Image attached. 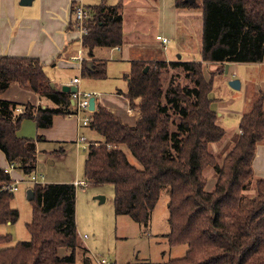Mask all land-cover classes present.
Listing matches in <instances>:
<instances>
[{
    "label": "trees",
    "instance_id": "trees-1",
    "mask_svg": "<svg viewBox=\"0 0 264 264\" xmlns=\"http://www.w3.org/2000/svg\"><path fill=\"white\" fill-rule=\"evenodd\" d=\"M175 5L203 12L202 61L131 64L123 94L141 119L124 123L103 106L90 113L88 125L102 140L86 148L85 180L114 186L116 215L129 216L144 228L162 189L169 187L170 230L163 237L171 248L187 245V250L166 264H264V179L256 180L254 195L244 194L255 177L253 161L264 139V94L241 117L235 143L217 153L210 146L220 145L227 133L217 124L210 98L213 80H206L202 65L263 61L264 0H175ZM87 10L83 52L93 58L96 48L122 46V3L102 0ZM107 68L106 60L84 61L82 76L105 79ZM13 83L51 106L2 99ZM76 112L72 94L51 81L39 58L0 56V152L7 164L18 162L17 170L26 177L37 169L42 136H20L24 120L50 128L54 116ZM125 148L141 167L129 161ZM12 181L0 167V225L19 219L11 207L14 193L3 190ZM77 188L74 183L33 185V219L27 225L31 239L10 245L12 235H1L0 264H77ZM84 258L83 264H93L87 249Z\"/></svg>",
    "mask_w": 264,
    "mask_h": 264
},
{
    "label": "crops",
    "instance_id": "crops-1",
    "mask_svg": "<svg viewBox=\"0 0 264 264\" xmlns=\"http://www.w3.org/2000/svg\"><path fill=\"white\" fill-rule=\"evenodd\" d=\"M106 1L112 6L122 3L124 43L122 46L114 48H96L93 58H89L83 52L82 41L85 34L78 31L77 25L70 26L75 21V11L78 6H83L87 10L89 6L99 4L102 0H31L28 5H22L21 0H0V56L39 58L44 63L51 81L58 87H62L65 84L68 85L75 78L80 80L79 77H74L69 81L63 80L59 76L58 68H73L75 64L72 62L76 61L82 74L85 60H106L109 62L108 59H105L106 55L115 54L116 51H120L121 60L124 59V61L129 62L130 69L131 64L135 61L146 63L158 61L191 62L195 57L201 59L197 62L202 61V10L177 9L175 0ZM124 8H129L130 11L132 10L138 15L135 24L130 29L125 28ZM180 19H185L187 24L194 19L201 21V39L198 50H190L188 46L190 44L189 39H186L185 46L180 45V27L178 24ZM159 35L167 37L169 42L164 43L162 40L157 39ZM83 55L85 58H83ZM202 65L206 80L209 81L212 78L213 86L216 79H219L220 82L222 81L220 91L214 94L215 87H213V91L210 94V98L213 100L212 106L218 112L217 121L233 118L234 128L239 134L241 117L249 112L252 104L261 94H264V58L259 63L233 62L221 64L203 62ZM224 66L225 69L220 73V68H224ZM129 73L124 75L126 85L125 76ZM233 79H238L241 82L239 90H235L229 85V81ZM80 82L77 85L78 89ZM125 91L117 89L114 93L97 94L95 97V110L99 106H103L121 118L124 123L134 124L140 121L141 112L130 107L128 98L123 94ZM1 98L21 104L31 103L35 106H51L49 100L40 98L30 89L24 88L18 83L11 84L1 94ZM89 115L90 113H85L84 118ZM84 118H81V114L56 115L50 128H37L34 120H26H30L35 124L34 137L42 136V141L37 143L38 150L50 148L39 147L42 143L62 145L70 142L76 143L80 149H85L91 142L89 143L86 136L81 134L83 129L90 128L89 125L83 124ZM22 125L20 129H22ZM222 127L226 130L227 137L220 145H214L217 153H220L231 144V134L235 132V130H227L224 126ZM91 132L98 136L99 139L96 141L102 140V137L96 131L91 129ZM6 166L5 156L0 152V167L4 168ZM253 171L255 176L258 175L264 179V139L257 145ZM13 177L23 178L17 172L13 173ZM74 182V180L69 181V183Z\"/></svg>",
    "mask_w": 264,
    "mask_h": 264
},
{
    "label": "rangeland",
    "instance_id": "rangeland-1",
    "mask_svg": "<svg viewBox=\"0 0 264 264\" xmlns=\"http://www.w3.org/2000/svg\"><path fill=\"white\" fill-rule=\"evenodd\" d=\"M124 14L125 28L130 29L135 24L138 15L132 10L130 11L129 8H124ZM178 24L180 27V45L185 46L186 39H189L190 44L188 46L190 50L199 49L201 21L194 19L187 24L185 19H180ZM119 52L116 51L115 54L106 55L105 59L109 60L106 79L82 77L81 69L78 67V62L76 61L72 62L75 64L73 68H58V72L60 73L58 74L65 81L79 77L81 80L79 90L81 92L109 94L114 93L117 89L125 91L127 85L124 75L130 72L131 69L129 62L124 61V59L121 60ZM83 58H85L84 55ZM192 60L197 62L201 59L195 57ZM221 84L222 81L220 82L219 79L214 81V94L220 91ZM85 113L88 114L89 112L83 110L80 113L81 118H84ZM22 124V129L19 132L20 136L34 137L35 124L30 120L23 121ZM217 124L224 126L227 130H235L231 134V144H234L239 134H237V130L234 128L233 118L229 120L220 119L217 121ZM81 134L86 136L89 143L99 139L97 135L91 132L90 128L83 129ZM39 147H50L38 150L39 158L37 160L36 173L40 177H44V180H40V182H43V184L53 182L69 183L72 180H85L86 148L80 149L74 142L63 143L62 145L42 143ZM60 147L64 149L63 152L59 151ZM210 147L215 151V147ZM125 152L133 165L141 167L129 149L125 148ZM14 172H17L18 175L25 179L29 178L24 176L19 170L13 171L11 173L12 177ZM210 175L215 178L213 172ZM257 179H262V177L256 175L252 178L249 188L244 192L246 196L255 194L254 186ZM32 187L26 182H19L18 190L14 192V198L11 202V207L19 212V219L14 224L0 225V236L6 234L12 235L10 245H15L17 242H26L31 239L27 225L33 219V205L27 198V191ZM100 196L105 198L104 202H100L98 198ZM114 197L115 188L112 185L90 184L88 188H77L76 222L81 243V247L77 249V264H83L85 249L88 250L93 264H100L96 258L118 264H166L171 259L185 256L187 245L171 248L167 239L163 237L170 230L168 222L170 189L168 186L162 189L160 199L152 213L147 228L142 227L129 216L116 215Z\"/></svg>",
    "mask_w": 264,
    "mask_h": 264
},
{
    "label": "built area",
    "instance_id": "built-area-1",
    "mask_svg": "<svg viewBox=\"0 0 264 264\" xmlns=\"http://www.w3.org/2000/svg\"><path fill=\"white\" fill-rule=\"evenodd\" d=\"M87 17H88V11L85 9V7L78 6L76 8V11H75V20H76V25L78 26V31H81V33H83V34L87 33V30L84 27V21ZM157 39L162 40L164 43L169 42V39L167 37H163L160 35L157 36ZM81 60H82V58H81ZM79 82H80V80L78 78H75L68 85L77 86ZM71 94H72V100L74 101L76 111H77L75 113V115H79L80 113H82L83 110H86L89 113H91V111L89 110L90 98L96 97L97 93H82L78 89V91L76 93H71ZM18 111L21 112L22 108H19ZM88 120H89V118L86 116L83 119V124L88 125ZM17 165H18V162H13V163L7 164V166L4 167V172L9 174L13 181L11 182V184L5 185L3 187V190H7L9 192L14 193L18 190L19 182H26L30 186L43 183V182H40V180H44V177H40V175H38L36 173V171L28 179H25V178L14 179L12 177L11 173L13 171L17 170ZM74 184L76 187H83V188H88L90 186V184L86 180H76L74 182ZM96 260L100 264H108V262L105 259L98 260L96 258Z\"/></svg>",
    "mask_w": 264,
    "mask_h": 264
},
{
    "label": "water",
    "instance_id": "water-1",
    "mask_svg": "<svg viewBox=\"0 0 264 264\" xmlns=\"http://www.w3.org/2000/svg\"><path fill=\"white\" fill-rule=\"evenodd\" d=\"M193 1V0H190ZM22 5H28L31 3V0H22L21 1ZM147 71V68L145 69ZM229 85L235 89L239 90L241 88V82L238 79H233L229 81ZM62 90L65 92H70V93H76L78 91L77 86H70V85H63ZM72 104H74V101L72 100ZM89 110L90 111H95V97L90 98V103H89ZM35 197V193L33 189H28L27 191V198L29 201H32ZM100 199V202H104L105 198L104 197H98ZM10 224V223H9Z\"/></svg>",
    "mask_w": 264,
    "mask_h": 264
}]
</instances>
